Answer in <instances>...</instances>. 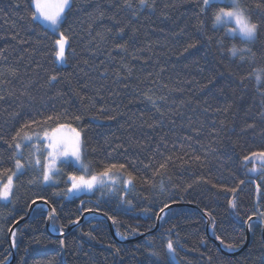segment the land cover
Returning a JSON list of instances; mask_svg holds the SVG:
<instances>
[{"label": "trees", "instance_id": "trees-1", "mask_svg": "<svg viewBox=\"0 0 264 264\" xmlns=\"http://www.w3.org/2000/svg\"><path fill=\"white\" fill-rule=\"evenodd\" d=\"M237 1L257 25L251 43L216 26V14L229 7L223 3L71 0L60 25L67 64L60 65L58 36L33 19L31 0H0V186L15 170L9 142L17 132L36 138L72 127L85 166L61 164L58 184L27 165L13 177L12 196L0 201V264L12 257L10 229L37 200L50 204L59 233L96 211L113 222L118 239L100 216L55 237L39 206L15 231L13 264H264L261 222H251L244 251L227 255L210 240L203 216L228 251L245 245L248 217L264 221V172L250 174L255 162L244 159L264 152V0ZM19 142L26 160L36 142ZM38 147L43 161L46 150ZM111 165L115 186L69 193V174L90 177ZM241 181L231 208L235 193L227 189ZM172 204L203 214L173 208L151 232L160 209ZM169 237L175 258L167 254Z\"/></svg>", "mask_w": 264, "mask_h": 264}, {"label": "snow or ice", "instance_id": "snow-or-ice-1", "mask_svg": "<svg viewBox=\"0 0 264 264\" xmlns=\"http://www.w3.org/2000/svg\"><path fill=\"white\" fill-rule=\"evenodd\" d=\"M32 5L35 8V12L33 13V19L39 18L44 23L49 25L52 29H58L65 13V10L71 6V0H31ZM141 5L145 4V0H140ZM211 0H203V4L205 6H209ZM233 21L236 25L234 29L231 30L232 33L239 32L243 37L248 40H253L256 35L257 25L251 24L244 18L243 13L239 10V6L236 5L235 0H233V9L225 10L221 8L219 12L215 16L216 24H220L222 22ZM67 44V38L64 33H59V38L55 40V45L57 47L56 57L58 60H65V46ZM189 47H194V45H189ZM237 49L233 47L231 52L233 55L237 53ZM55 76L51 77V80H56ZM257 80H260V76H257ZM52 117H48V120H52ZM76 120H79L80 117L76 116ZM33 124H39L38 121H32ZM30 124L24 125V127H30ZM64 127V125H57V127L52 128L51 132L48 130H44L43 132V140L45 143L46 156H44L43 161L41 160L40 155L36 153L40 152V148L36 145H33V151L29 152L28 158L25 160L24 152L22 148L24 147L19 140L23 139L24 141L30 142L32 141V137L27 134L21 136V132H17L16 136L11 138L9 142V148L13 149V157L14 160V171L11 169L7 171H11V175L7 177V183L2 184L0 186V201H9L10 197L13 193V177L22 175L25 172L26 165L29 168H41L42 169V180L44 183H54V176L59 174V168L57 164L61 161L66 162L69 158L79 163L83 168L85 167L81 163V145H80V134L76 133V138L74 141L68 142L61 138H58L56 133L60 128ZM75 131V130H73ZM41 137L38 135L37 140H40ZM245 161H256L259 160L261 162V171L264 172V152L252 153L250 157H245ZM116 165H111L110 167L104 169L101 173L93 174L90 177H86L84 175H69L68 179L71 182V187L68 189L69 193H79L81 191H92L97 185L104 187L106 182H110L111 184H115V180L113 179L114 172L116 169ZM163 167V165H161ZM120 169L124 168V165L119 166ZM251 172H257L256 168H252ZM133 183L131 177L124 180L125 188L130 186ZM241 184L244 181L240 182ZM232 193L237 191L236 188L227 189ZM257 193H260V185H257ZM35 203V202H34ZM130 203V201H129ZM231 207L235 208V202H230ZM167 207V205L165 206ZM160 212H164V208L160 209ZM161 219L163 217H160ZM249 220H252V217H248ZM13 235V242L15 238V233ZM219 239V237H217ZM63 244V241H61ZM167 254L175 258L177 255L176 248L174 246V241L169 237L166 243ZM152 255H157V253H152Z\"/></svg>", "mask_w": 264, "mask_h": 264}, {"label": "water", "instance_id": "water-1", "mask_svg": "<svg viewBox=\"0 0 264 264\" xmlns=\"http://www.w3.org/2000/svg\"><path fill=\"white\" fill-rule=\"evenodd\" d=\"M251 181H253V180H248V181H245V182H251ZM245 182H244V183L241 185V187L235 192V194H234L233 197H232L231 202H233L234 199L237 197L238 193L240 192V190H241V188L243 187V185L245 184ZM255 185H256V184H255ZM34 202H35V203H34ZM34 202L30 205V208H29L28 214H27L23 219L17 221V222L13 225V227L10 229V231H9V234H8V240H9V243L11 244L12 257H11V259L8 261V263H6V264H13V262H14V260H15V257H16V248H15V246H14L13 235H12V234L15 233V231H16V229H17V227H18L19 225H21L22 223H25L26 221H28V220L31 218L34 209H35L36 207H39V206H44V207L47 209V211H48V215H47V226H46V230H47L51 235H53V236H55V237H61V238H62V237H65L70 231H72V230H73L78 224L82 223L86 218H88V217H90V216H100V217H102V218L108 220L109 225H110V231H111L112 235H113L116 239H118V236H117L116 233H115V229H114L113 222H112L107 216H105L104 214L99 213V212H96V211H85V212L83 213L81 219H80L78 222L74 223L73 225L69 226V227L66 229V231L63 232V233L52 232V228H51V219H52V216H53V209H52V207L50 206V204H48V203H47L46 201H44V200H37V201H34ZM176 207H191V208L197 209L201 214H203V212H202L201 210H199L196 206L191 205V204H172V205H169L168 207H166V208L164 209V212H163V213L160 212V214H159V216H158V219H157V225H156V227H155L151 232L155 231V230L160 226V221H161V218H160V217H163L167 211H169V210H171V209H173V208H176ZM230 207H231V204H230ZM231 208H233V207H231ZM203 216H204V218H205V220H206V230H207V234H208L210 240H211L213 243H215V244L217 245L218 249H219L221 252H223V253H225V254H227V255H235V254H239V253H241L242 251H244V250L248 247V245H249V243H250V237H251L250 224H251V222H253V221H259V222H261L262 227H263L262 236H263V239H264V221H262L261 219H258V218H252V220H249V221L246 223V235H247V237H246V243H245V245H244L240 250H238V251H228V250L224 249V248L222 247L221 243L213 237V233H212V230H211V221H210V219H209L206 215L203 214ZM148 234H149V233L144 234V235H142V236H140V237H137V238H135V239H132V240H130V241L140 240V239L144 238L145 236H147ZM119 240H120V239H119ZM120 241H121V240H120Z\"/></svg>", "mask_w": 264, "mask_h": 264}, {"label": "rangeland", "instance_id": "rangeland-1", "mask_svg": "<svg viewBox=\"0 0 264 264\" xmlns=\"http://www.w3.org/2000/svg\"><path fill=\"white\" fill-rule=\"evenodd\" d=\"M53 2H54V0H53ZM212 2H218V3H223V4H225V5H227V6H229V7H227V8H225V10L227 11V10H232L233 9V0H211V3ZM235 3H236V5H238V1L237 0H235ZM35 9V8H34ZM68 9V8H67ZM66 9V10H67ZM66 10H65V12H66ZM239 10L243 13V11L239 8ZM64 15H65V13H64ZM243 16H244V18H246V16L244 15V13H243ZM63 18H64V16H63ZM247 19V18H246ZM38 22H40L43 26H45L46 28H48L49 30H51V31H53V32H55L56 34H57V36H58V38H59V33H61V30H60V26H59V28L58 29H52L49 25H47L46 23H44L42 20H40L39 18H37L36 19ZM247 21H248V19H247ZM249 22V21H248ZM250 23V22H249ZM61 25V24H60ZM216 26H218V27H225L226 29H227V31H228V33L230 34V35H232V36H238V37H240L241 39H243L245 42H247V43H251L252 41H254V39L256 38V35H255V38L253 39V40H248V39H246L245 37H243L238 31L237 32H235V33H232L231 32V30L232 29H234L235 27H236V25H235V23L233 22V21H228V22H222V23H220V24H216ZM57 38V39H58ZM67 49H68V41H67V44H66V46H65V60H63V61H61V60H58L57 59V62H58V64H60V65H66L67 64V61H66V53H67ZM246 51H248V49H246ZM73 130H75V131H73ZM79 133V131L78 130H76V129H74V128H72V127H62V128H60L59 129V131L56 133V135H57V137L58 138H61V139H63V140H65V141H68V142H71V141H74L75 140V138H76V133ZM80 134V133H79ZM33 139H32V141H30V142H27V141H25V143H27V144H29V145H32L33 143H34V140H35V142H36V146H38V143H41V144H43V149H45V141L43 140V136H41V139L40 140H37V137L36 138H34V137H32ZM79 139H80V145H81V134H80V137H79ZM46 150V149H45ZM47 153V152H46ZM251 161V160H250ZM253 162H255L253 165H252V167L250 168V170L252 169V168H256L257 169V172H255V173H253V172H251L250 171V174H252V175H256V174H258V173H261L262 171H261V162L259 161V160H256V161H253ZM63 163H66V164H68V163H71V164H73L74 166H76L77 168H79V169H83L81 166H80V164L79 163H77V162H75L74 160H72L71 158H69L66 162H64V161H61V162H59L58 164H57V167L59 168V174L58 175H55L54 176V183H48V184H58L59 183V181H60V179L62 178V176L64 175L63 173V171L61 170V168H60V166H61V164H63ZM81 163L83 164V161H82V145H81ZM69 175H72V174H69ZM69 175L67 176V178L69 177ZM115 180V184H117L118 183V181L116 180V179H114ZM70 182V181H69ZM71 183V182H70ZM115 186V185H112L110 182H106V185L105 186ZM100 188H103V187H101V186H99V185H97V187H95L94 189L95 190H99ZM110 188H112V187H110ZM93 189V190H94ZM92 190V191H93ZM92 191H84L83 193H91ZM80 193V192H79ZM82 193V194H83ZM69 196H70V194H69ZM52 232H57V231H55L54 229H52Z\"/></svg>", "mask_w": 264, "mask_h": 264}]
</instances>
